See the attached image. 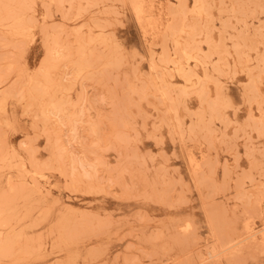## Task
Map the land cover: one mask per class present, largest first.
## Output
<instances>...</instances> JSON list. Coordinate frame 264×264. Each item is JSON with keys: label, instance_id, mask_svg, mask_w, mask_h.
<instances>
[{"label": "rangeland", "instance_id": "rangeland-1", "mask_svg": "<svg viewBox=\"0 0 264 264\" xmlns=\"http://www.w3.org/2000/svg\"><path fill=\"white\" fill-rule=\"evenodd\" d=\"M0 264H264V0H0Z\"/></svg>", "mask_w": 264, "mask_h": 264}, {"label": "bare ground", "instance_id": "bare-ground-1", "mask_svg": "<svg viewBox=\"0 0 264 264\" xmlns=\"http://www.w3.org/2000/svg\"><path fill=\"white\" fill-rule=\"evenodd\" d=\"M136 11V10H135ZM228 247V246H227Z\"/></svg>", "mask_w": 264, "mask_h": 264}]
</instances>
